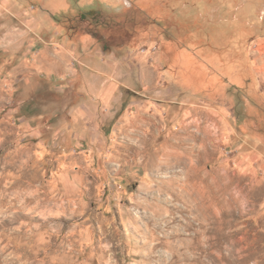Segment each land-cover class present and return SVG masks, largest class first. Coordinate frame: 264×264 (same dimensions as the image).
<instances>
[{"label": "rangeland", "instance_id": "1", "mask_svg": "<svg viewBox=\"0 0 264 264\" xmlns=\"http://www.w3.org/2000/svg\"><path fill=\"white\" fill-rule=\"evenodd\" d=\"M0 264H264V0H0Z\"/></svg>", "mask_w": 264, "mask_h": 264}]
</instances>
